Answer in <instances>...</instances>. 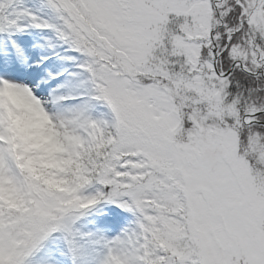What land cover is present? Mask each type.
<instances>
[{"label":"snow or ice","instance_id":"obj_1","mask_svg":"<svg viewBox=\"0 0 264 264\" xmlns=\"http://www.w3.org/2000/svg\"><path fill=\"white\" fill-rule=\"evenodd\" d=\"M15 3L0 0V264H264V0H43L51 19ZM28 28L77 71L52 87ZM10 92L62 134L65 165L41 166Z\"/></svg>","mask_w":264,"mask_h":264},{"label":"rangeland","instance_id":"obj_2","mask_svg":"<svg viewBox=\"0 0 264 264\" xmlns=\"http://www.w3.org/2000/svg\"><path fill=\"white\" fill-rule=\"evenodd\" d=\"M14 7H27L38 16L51 19V13L43 6V0H16ZM20 35L26 37L27 40L30 41L31 50L38 56H44L41 51L43 50L42 47L44 45L48 46L50 42L54 41V34L48 30L28 28L25 32L20 33ZM51 52L52 53L49 54L52 56L54 63L56 64H49V66L42 65L45 73L51 72L52 70H58L66 64H69V67L73 69L74 72L77 71L75 65L79 63V59L77 58L78 54L65 51L64 47L59 44L52 48ZM67 55L73 56L74 59L67 61L60 58ZM10 94L11 92L9 93L10 105L18 112V115L13 118L15 130L31 148L36 149L41 153V160L43 161L41 166L62 167L65 165L67 162L58 163L50 159L54 153L62 150V134L57 132L47 116H45L40 110L39 105L31 100L26 93L19 95L24 101L23 105L13 103L10 99ZM100 111L106 112L107 110L100 108ZM49 183L56 188H60L62 184V182L55 181L54 179H50Z\"/></svg>","mask_w":264,"mask_h":264},{"label":"bare ground","instance_id":"obj_3","mask_svg":"<svg viewBox=\"0 0 264 264\" xmlns=\"http://www.w3.org/2000/svg\"><path fill=\"white\" fill-rule=\"evenodd\" d=\"M44 45V44H43ZM42 49L43 50H41L42 52H43V55L44 56H47L48 57V59L47 60H45L44 62H43V65H47V66H49V64H51V65H53V64H56V63H54V59L52 58V56L50 55L52 52V48H49V46H46V45H44L43 47H42ZM50 53V54H49ZM70 65L69 64H66L65 66H62V68H60V69H58V70H52L51 71V73H62V75H59V76H57V78L55 79V80H50L49 81V84L52 86V87H55L58 83H62V82H64V80L66 79V78H68V74L70 73V72H74V70L73 69H71L70 67H69ZM51 67V66H50ZM61 67V66H60ZM51 70V69H50ZM70 71V72H69ZM72 101H69L68 103H71Z\"/></svg>","mask_w":264,"mask_h":264},{"label":"clouds","instance_id":"obj_4","mask_svg":"<svg viewBox=\"0 0 264 264\" xmlns=\"http://www.w3.org/2000/svg\"><path fill=\"white\" fill-rule=\"evenodd\" d=\"M10 99L13 101V103L17 104V105H23L24 101L23 99L15 94H10Z\"/></svg>","mask_w":264,"mask_h":264}]
</instances>
